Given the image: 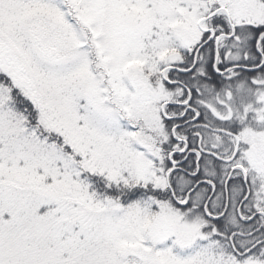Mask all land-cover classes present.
Segmentation results:
<instances>
[{
    "label": "snow or ice",
    "instance_id": "1",
    "mask_svg": "<svg viewBox=\"0 0 264 264\" xmlns=\"http://www.w3.org/2000/svg\"><path fill=\"white\" fill-rule=\"evenodd\" d=\"M0 264H264V0H0Z\"/></svg>",
    "mask_w": 264,
    "mask_h": 264
}]
</instances>
